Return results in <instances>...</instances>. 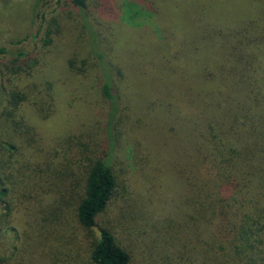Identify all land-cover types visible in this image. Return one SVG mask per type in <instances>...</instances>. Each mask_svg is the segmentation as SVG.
<instances>
[{"label": "rangeland", "instance_id": "374dc122", "mask_svg": "<svg viewBox=\"0 0 264 264\" xmlns=\"http://www.w3.org/2000/svg\"><path fill=\"white\" fill-rule=\"evenodd\" d=\"M122 1L145 3L87 0L84 20L65 0H0V48L6 51L0 54V111L13 90H19L30 100L53 97V110L46 118L29 103L21 106L37 141L23 154L18 152L14 165L20 162L34 170L35 165L43 164L46 156L40 147L52 150L53 158L50 169L41 167L47 176L40 181L46 190L44 196L34 199V188H29V202L33 206L28 212L19 211L17 197L11 195V201L16 203L14 210L18 209L0 228V261H4L1 264H92L89 252L85 251L86 233L76 223L73 207L81 195L88 161L107 154L110 120L101 97L100 74L89 50L86 23L102 36L110 29L123 40L115 53L130 70L125 74L119 64L121 71L115 75L118 95L126 96L134 108L141 110L149 105L153 112V126L144 124L137 137L135 129L126 127H131L126 112L111 123L114 150L108 155V163L119 189L97 219L92 238L97 237L100 229H107L129 254V264H153L150 253L160 245L155 235L174 204L177 186L169 182L171 168L162 158L150 156L148 161H141L135 152L140 145L147 151L149 141L153 146L159 145L161 138L170 135L168 127L176 119V138L161 154L166 158L182 148L193 158L191 125L198 111L212 113L211 104L216 96L207 84L198 81L191 67H199L200 79L206 63L219 66L216 72L222 74L228 68L234 72L240 69L234 55L236 40L230 34L254 19L264 18V0H222L213 7L209 0H161L160 13L165 20L157 16V4L151 3L154 18L140 16V26L127 27L119 16ZM208 6L209 12L204 11ZM199 10L203 12L198 14ZM210 25L220 30L216 44L206 38ZM162 28L175 35L174 46L166 48ZM166 49H170V54L160 60L162 54L168 53ZM109 60L117 64L110 54ZM179 61L184 62L186 69L175 70L182 72L183 79L173 73ZM165 105L174 114L173 119L165 116ZM159 163L167 167L161 168ZM57 171L60 172L55 174ZM19 182H15L16 193L22 198L23 184ZM0 212H4L1 207ZM54 217L57 219L51 220Z\"/></svg>", "mask_w": 264, "mask_h": 264}, {"label": "trees", "instance_id": "16d2710c", "mask_svg": "<svg viewBox=\"0 0 264 264\" xmlns=\"http://www.w3.org/2000/svg\"><path fill=\"white\" fill-rule=\"evenodd\" d=\"M65 1L85 20L87 0ZM221 1L209 0L212 7ZM151 3L157 4V16L165 20L164 14L160 13L163 8L161 0H145V3L122 1L121 22L127 27L140 26L143 23L138 22L140 16H154ZM209 10V6L204 8V11ZM201 12L203 10H199L198 14ZM85 27L89 30V50L100 74L101 97L109 110L110 126L107 128V154L98 155L84 166L85 178L79 200L73 207L74 219L86 233L85 251L89 252L92 264H129V254L109 230L100 229L97 237L93 238L92 232L97 228V219L106 211L119 189L108 163V155L114 150L112 121L126 112V120L131 122V127L128 124L126 127L135 129L137 137L144 124L150 128L153 126V112L149 105L141 110L134 108L126 101V96L118 95L115 75L121 71L119 64L125 74L130 70L115 53L116 46H120L123 40L118 39L110 29L102 36L89 24L86 23ZM208 28L206 38L214 44L220 30L214 25ZM163 33L166 48L177 43L174 34L164 30ZM230 35L236 40L234 55L240 69L234 72L228 68L222 74L216 72L219 66L206 63L203 78L200 79L199 67H191L198 81L202 85L207 84L208 90L216 96L211 104L212 113L198 111L191 125L193 158L188 157L186 149L182 148L166 158L162 156V150L176 138V119L166 105L165 116L173 119L168 127L170 135L161 138L157 146L149 141L147 151L140 145L135 152L141 161H148L150 156L162 158L171 168L169 182L177 186L174 204L162 223L161 231L155 235L160 245L150 253L153 264H264V18L254 19L243 28L232 30ZM129 40L126 36V41ZM166 50L168 53L162 54L160 60L170 54V49ZM4 53L6 51L0 48V54ZM109 54L117 60V64L110 63ZM18 55L22 56V53ZM74 65L72 62L73 68ZM180 67L186 69L183 61L175 64L173 73L183 79L182 72L175 70ZM6 100L9 102L0 111V207L4 210L0 212V228L6 226L2 225L8 223V218L11 214L13 217V212L18 209L14 210L13 204L16 203L11 201L12 194L17 197L19 211L25 212L33 206L29 202L32 199L31 186L34 188V199L44 196L46 190L41 187L40 181L46 180L47 176L43 175L45 170L41 167L50 169L53 158L52 150L40 147L45 153V162L35 165L34 170L23 167L20 162L17 166L13 163L18 152L23 154L28 146L37 141L21 106L29 103L46 118L48 113H52L53 97L40 96L38 101L30 100L19 90H13ZM125 102L126 106H123ZM135 124L140 125L139 128ZM40 148L36 149L40 151ZM165 164L159 163L161 168H166ZM16 180L23 184L20 191L22 198L16 193Z\"/></svg>", "mask_w": 264, "mask_h": 264}]
</instances>
